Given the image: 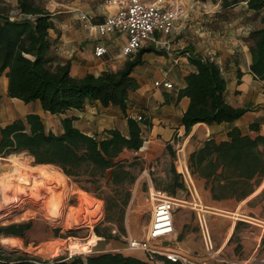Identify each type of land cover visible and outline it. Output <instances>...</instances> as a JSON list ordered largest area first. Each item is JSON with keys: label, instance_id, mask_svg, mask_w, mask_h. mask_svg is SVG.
<instances>
[{"label": "crops", "instance_id": "0c3cea01", "mask_svg": "<svg viewBox=\"0 0 264 264\" xmlns=\"http://www.w3.org/2000/svg\"><path fill=\"white\" fill-rule=\"evenodd\" d=\"M169 4H178L185 9L173 33L166 35L157 31L152 40L146 41L140 50L130 56L123 55V48L128 42L126 33L102 37L93 25L82 18L83 14H87L96 24L115 14L117 9L108 5L106 0H50L46 8L52 13L55 23L50 36L56 41V61L59 64L69 63L74 76L82 78L87 74L118 71L129 60H141L133 71L139 87L129 96L126 114L119 106L104 107L98 101H88L82 111L69 113L77 116L75 126L92 136L107 129H119L127 136L129 117H148L151 126L145 127L143 147L138 152L126 151L123 154V158L139 157L145 163L136 190L143 181L147 184L149 195L155 190L161 191L155 186L151 172H154L156 182L159 180L162 183L167 176L172 180L170 172L176 170L184 178V187L193 195L190 188L195 184L188 166V155L197 146L207 139L218 142L228 140V132L234 127H238L243 135H264V81L251 72L252 43L248 41L249 34L261 27L264 11H251L244 2L229 8H222L220 1L213 0H169ZM98 45L107 48L102 57L95 55ZM192 56L210 58L220 65L227 82L228 102L234 107L248 109L241 119L221 125L199 123L186 133L182 121L191 99L181 96V93L187 86L186 76L196 70L191 62ZM157 81H168L173 88L158 87L155 85ZM30 113L39 114L47 128L54 132L53 126H48L47 122H58L59 131L56 133L62 132V116L45 112L40 101L25 103L10 97L9 78L6 72L0 73V140L4 127ZM253 123L259 124V133L250 129ZM0 159L5 160L6 157ZM169 163L170 172L166 171ZM203 185L199 182L208 208L217 210L208 213L217 254L215 257L206 254L201 236L200 241H196L197 236L187 227L189 222L186 218L182 225L175 220V244L200 262L264 264V195L261 196L264 181L241 202L214 201ZM198 199L201 198L198 196ZM223 210L234 211L218 213L225 212ZM241 214L254 218L256 222L238 218ZM128 236L135 237L129 229L125 239ZM112 244L115 250L146 260L147 255L143 251L130 252L125 248L127 244L113 242L109 245ZM158 264L164 262L160 260Z\"/></svg>", "mask_w": 264, "mask_h": 264}, {"label": "trees", "instance_id": "16d2710c", "mask_svg": "<svg viewBox=\"0 0 264 264\" xmlns=\"http://www.w3.org/2000/svg\"><path fill=\"white\" fill-rule=\"evenodd\" d=\"M243 2L251 11H264V0H221V6L229 8ZM1 4L0 73L6 72L9 78V96L25 103L40 101L45 112L63 118L61 133L49 130L37 113L16 119L1 131L0 157L25 153L32 157L35 166H56L86 191H89L88 184L97 188L102 183L114 187V195L104 198L105 221L122 222L130 193L120 202L121 195L116 187L135 182L137 177L131 172L134 166L141 164L140 170L145 167L139 157L130 160L123 158V154L138 152L143 147L144 130L151 126L150 120L146 116H141V120L129 117L127 136L119 129H107L92 136L78 129L75 126L77 116L69 113L82 111L88 101H98L104 107L119 106L126 114L129 96L139 87L133 71L141 60H129L118 71L108 70L100 75L87 74L78 78L72 74L69 63H57L56 41L50 36V31L55 29L53 16L39 0H17L14 7L5 0H0ZM261 23V27L249 34L248 41L252 43L251 72L264 81V17ZM191 62L196 70L186 76L187 86L181 93L191 99L182 121L186 133L199 123L221 125L241 119L248 109L234 107L228 102L227 82L220 65L210 58L194 56ZM250 129L260 132L257 123L251 124ZM188 166L197 183L203 182L212 200H246L264 181V135H243L234 127L228 132V140L207 139L197 146L188 155ZM174 172L173 183L167 189L170 194H176V188L182 192L186 189L179 183L181 175ZM113 209L117 210L118 218L110 216ZM32 227L33 221L0 224V240L2 237L24 238ZM121 230L126 233L124 227ZM95 232L101 237L118 238L111 230L96 227ZM25 256L14 258L0 244V264H23L25 260L34 259ZM60 260L45 264H153L148 257L143 260L121 251L95 253L70 262Z\"/></svg>", "mask_w": 264, "mask_h": 264}, {"label": "rangeland", "instance_id": "374dc122", "mask_svg": "<svg viewBox=\"0 0 264 264\" xmlns=\"http://www.w3.org/2000/svg\"><path fill=\"white\" fill-rule=\"evenodd\" d=\"M5 1L13 7L17 4V0ZM49 1L50 0H39V2L45 7ZM219 1L221 3V0ZM47 123L48 126L52 125L56 132L59 131L58 122L51 123L48 121ZM133 158L134 157H131L130 160ZM0 160V189L6 188L5 195L10 199L4 200L2 197H0V224L9 225L13 223L33 221L32 229L25 234L24 238H1L0 244L4 246L14 258L25 256L27 254L28 257L26 255V258H35L49 263L56 262L57 259L61 258L63 248L68 247L72 242L86 244L95 241L96 236H98L95 232L96 227H99L103 231L111 230L112 234L118 236L116 239L98 236L100 239L97 240L98 243L96 242V244H98L95 250L96 253L118 251L113 248V244H109L113 242L126 244L127 241L125 236L127 235L128 229L135 237L142 238L146 232L151 216L153 202L148 193V187L146 183L142 181L138 189L136 190L135 188L137 181L143 171L140 170L141 164H138L131 169L132 174L137 177L134 183L116 187L118 188V193L121 195L119 199L120 202L125 201L128 193H130V198L128 205L125 207L123 221L116 224H111L105 221L107 213L106 201L104 198L107 195H114V187L107 186L105 183H102L99 188H97L95 185L88 184L87 188H89V191H86L82 189L78 183H75L73 179L65 176V185L58 184L56 181H51V184H48L49 187L37 188L36 191L38 193L36 196L31 197L29 189H26V193L23 191L18 192V189H20V187L22 189L24 186L31 187L33 184L28 185L27 183H21L18 179V176H11L10 173L17 162L20 164L23 172L25 171L27 173L26 176L32 179L33 176L37 175L41 167L35 166L32 157L25 153H15L6 157L5 160ZM141 162L144 167L145 163L143 161ZM166 168V171L170 172V163L166 165ZM46 169L53 173H62L59 168L53 165L46 166ZM19 171L20 170H14V173H18ZM170 173L172 180L168 179L167 176L166 179L161 181L162 183H160L159 180L156 182L155 178L153 177L154 172H151V176L155 186L158 187L162 192L175 198L178 197L180 200L187 202L183 204V206H178L176 208L174 218L179 222V225H182L186 218L187 222H189L187 227L190 230H193L194 234H196V241H200L197 212L195 209H193V200L194 198L198 199L199 196L203 204L209 207L205 201L202 186L200 187L199 183H197V181L192 176L195 185L193 187L192 183L191 189L194 196L191 194L189 189H184L185 191L181 192L182 190L180 188H176V194H170L167 189H170L173 183L175 172L171 170ZM31 179L29 180L30 182L33 181ZM179 183L185 184L184 178L182 176L179 177ZM83 195L91 197L95 203L99 202V209L95 211L93 206L83 205V201L81 199V196ZM13 202H18L20 207L15 208L13 206ZM48 209H57L54 210L55 212L57 211L56 216H51ZM76 211L78 213L72 217V214ZM208 211L215 212L217 210H211L208 208ZM223 211L225 212L218 213L225 214L234 210ZM99 213L103 214L102 220L98 219ZM186 214L187 217H185ZM110 216L118 218L117 210L113 209L110 213ZM84 221L89 226L86 225L78 228L77 225H81ZM121 227L125 228L126 233H123ZM69 237H72V239L67 240ZM4 239H16L18 243L7 244L3 241ZM172 244L175 245V242ZM54 245L57 246V250L55 249L52 252L53 254L41 253L42 249Z\"/></svg>", "mask_w": 264, "mask_h": 264}, {"label": "built area", "instance_id": "2783aa9c", "mask_svg": "<svg viewBox=\"0 0 264 264\" xmlns=\"http://www.w3.org/2000/svg\"><path fill=\"white\" fill-rule=\"evenodd\" d=\"M106 3L115 7L117 11L115 14L108 16L103 22L93 24L87 14H83L82 18L88 21L90 25H93L102 37L118 32L126 33L128 42L123 48V55L125 56H130L140 50L146 41L153 39L157 31L166 35L172 34L177 22L185 14L183 6H170L169 0H106ZM16 13L15 11L14 15ZM106 53V47L96 46V56L102 57ZM155 85L158 87L164 86L168 89L173 88V84L168 81H157ZM137 119L141 120L142 117L139 116ZM150 198L153 202V209L146 232L142 238L128 236L126 238V250L130 252H145L148 260L153 264H158L160 260H168L180 264H216L214 262L197 261L190 252L176 244H172L176 243L177 240L174 218L176 208L183 206L187 202L157 190L150 193ZM13 206L17 208L20 207V204L15 202ZM193 209L197 212L198 227L204 250L208 256L215 257L217 250L207 215L209 213L208 207L201 200L194 199ZM102 216L103 214L99 213L98 219L102 220ZM238 218L256 222L254 218L245 214H241ZM86 225L89 226L84 221L77 227ZM71 239L72 237L67 238V240ZM69 246L63 248L60 261L70 262L79 257L86 259V257L96 253L95 250L98 244L92 246L88 252L72 251ZM45 263L47 262L34 258L25 260L23 264Z\"/></svg>", "mask_w": 264, "mask_h": 264}, {"label": "bare ground", "instance_id": "6f19581e", "mask_svg": "<svg viewBox=\"0 0 264 264\" xmlns=\"http://www.w3.org/2000/svg\"><path fill=\"white\" fill-rule=\"evenodd\" d=\"M14 170H20V171L18 173H14ZM10 174H11V176H18V179L20 180L21 183H24V184L27 183L28 185L29 184H33V186H31V187L24 186V188L21 189V187H20V189H18V192H20V191L22 192L23 191L25 193H26V189L27 190L29 189V193H30V196L31 197L32 196H36V194L38 193L36 191L37 188H40V187L47 188V187H49L48 184H51L50 183L51 181H56V182H58V184L65 185V175L64 174H62L60 172L59 173L58 172L53 173V172L49 171L48 169H46V167H44V166H41V169L39 170V172L37 173V175L33 176L32 179H31V178H28L26 176L27 173L25 171L23 172V170L20 167V164L16 162V165H14V168L11 171ZM30 179L33 180V181L30 182L29 181ZM9 180H11V179H9ZM5 189H3V188L0 189V197H2L4 200H8L9 198H7V196L5 195V192H6ZM81 199L83 201V205H85V206L86 205L93 206V208H94L95 211L99 209V202H96L95 203L93 201V199H91V197H89L87 195H83V196H81ZM54 210H57V209H54ZM54 210L53 209H51V210L48 209L49 214L51 216H56L57 211L55 212ZM77 213H78L77 211L74 212L72 214V217L75 216ZM99 239L100 238L96 236V240L95 241H93L91 243H86V244L72 242L70 244L69 248L72 251H76V252H88L90 250L91 246H94L96 244L97 240H99ZM3 241L5 243H7V244L8 243L9 244L18 243V241L16 239L15 240L4 239ZM56 247L57 246L54 245V246H51V247H48V248H44V249H42L41 253H49L50 254V253H52L56 249Z\"/></svg>", "mask_w": 264, "mask_h": 264}]
</instances>
